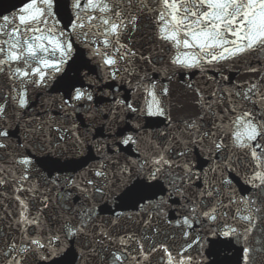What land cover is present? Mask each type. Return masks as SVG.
Here are the masks:
<instances>
[{"label":"snow or ice","instance_id":"6c2138e0","mask_svg":"<svg viewBox=\"0 0 264 264\" xmlns=\"http://www.w3.org/2000/svg\"><path fill=\"white\" fill-rule=\"evenodd\" d=\"M137 31L149 51L133 46ZM233 70L246 78L229 82ZM151 72L169 83L181 75L191 108L174 103L169 83ZM197 73L212 86H199ZM122 85L131 95L122 93ZM53 86L60 115L46 114L30 131L55 127L58 141L31 146L47 153L39 161L45 184L73 189L61 200L79 193L89 203L76 209L78 219L42 235V209L32 214L26 199L16 196L19 236L0 234V264H28L30 258L82 264L91 256L99 264H152L158 252L159 264H204L190 250L201 252L206 236L216 238L217 250L230 251L234 240L243 245L227 264H257L264 257V0H23L15 11L0 13V150L12 161L0 164V188L13 183L16 192L38 193L30 179L37 162L31 154H12L11 129L29 109L31 93L47 94ZM81 112L93 126L103 121L101 135L106 131L104 139L111 141L97 142L101 158L88 169L76 159L89 142L76 132L74 117ZM160 120L165 126L153 128ZM122 123L131 130L114 131ZM198 154L209 161L207 168L197 167ZM41 200L47 208L48 197ZM106 200L137 210V221L151 226V234L127 231L122 221L134 216L123 210L113 209L103 220L97 203ZM232 205L229 223L222 209ZM153 213L180 229L185 243L178 251L166 242L175 236L162 232ZM72 244L80 251L70 250Z\"/></svg>","mask_w":264,"mask_h":264},{"label":"water","instance_id":"95a60500","mask_svg":"<svg viewBox=\"0 0 264 264\" xmlns=\"http://www.w3.org/2000/svg\"><path fill=\"white\" fill-rule=\"evenodd\" d=\"M23 3V0H0V13L8 14L11 11H15V8H18ZM15 6V7H14ZM133 36V46L139 49L141 52L149 51V43L144 38V33L141 31H137L136 33L132 34ZM136 63L143 67L144 62L137 60ZM92 67H95L92 65ZM159 67V65H157ZM150 71V67H149ZM153 78L161 80L162 83H169L166 78L160 76L157 72L150 73ZM213 73H210V75ZM236 78L239 81H243L246 77L245 75H237L235 70L232 71L230 74V81L232 82V78ZM183 77L181 75H177V77L169 83V88L171 93L173 94V102H183L186 109L191 108V97L186 93L184 85L181 83ZM193 79L197 81L198 85L203 88H210L212 86V81L206 80L204 77L200 76L198 73L193 76ZM115 83V82H111ZM121 91L125 95H131V90L127 88V85L121 86ZM32 100L29 109L25 110V115L22 117L21 120L16 121L13 124L11 129L12 132V141L11 145L12 148L10 151L13 155L17 152L19 153H26L31 154L34 159L36 160V170L32 172L30 179H33L38 186V193L33 195V193L28 191H20L16 192L13 183H9L4 185L0 188V234L3 235L5 238H12L14 235L19 236L17 231L16 225L13 223V219L18 216L19 211V202L15 199L16 196H20L21 198L26 199L29 207V211L32 214H35L38 209H42L41 220L44 224V228L42 229V235L47 233L49 229L55 230L57 229L60 224H62L65 220H75L78 219L76 216V209L79 207L80 204H88L89 201L85 199L79 193L74 194L71 199L61 200V194L65 193L66 191H73V189H65L63 187L57 189L56 187L52 186L51 184H45V181L42 179L40 172L42 171L39 165V161L45 159L47 153L41 155L40 153L36 152L31 144L32 143H48L51 141L52 143H56L58 141V133L55 131V127L52 128H39L37 131L32 132L30 128L36 126L41 120H46V114H52L59 116L60 110L58 108L59 104V93L56 91L55 86L49 89L47 94H44L40 91H36L31 93ZM177 113L173 111V116L175 117ZM74 119L77 122V129L76 132L79 133L81 136L88 137V144L86 145V150L83 154L78 155L76 159L85 161L83 167L88 169L90 165H95L96 162L101 158L96 153L95 145L97 142L101 143H111V141H105L104 136H107V132L105 131L103 135H101V126L104 123L101 121L100 123H96L94 126L90 122L87 115L83 112L79 113ZM99 120V117H96ZM65 127L71 128V121L63 122ZM165 126V122L160 120L158 124H154L153 128L160 127L163 128ZM123 130H131V124H121L120 129L114 131H123ZM152 130V129H150ZM71 135V131L68 133ZM25 145L24 147H20V145ZM59 144L64 145L66 149H71L72 144L69 141H59ZM144 146H142L143 148ZM111 154V153H109ZM127 155V153H126ZM19 157L17 156V159ZM67 158L71 159V153L67 154ZM132 158H136L133 156ZM197 167H205L209 166V161L205 158V156L197 155ZM123 162V160H121ZM12 163L10 156L7 153H4L3 150H0V164H4L6 167ZM19 168L16 169V174L19 175ZM178 171V170H177ZM91 173L88 172L86 175H90ZM47 175V173H44ZM71 175H76V173H71ZM235 176V173H232ZM83 179V177H80ZM116 179V177H113ZM211 179V175L209 176ZM136 182V178L133 177L132 180L129 182V185L134 184ZM166 184V181H163ZM197 184L200 181L196 182ZM219 186V185H218ZM234 187L238 190L242 189V185L237 181L234 183ZM229 191L225 190L224 195L222 196V200L225 204H227ZM46 196L48 197V207L43 208L41 197ZM98 199V198H97ZM97 208L99 210L100 216L103 220L107 221L111 219V211L115 210H123L129 213H132L134 216L133 220H126L122 221L124 227L127 231H135L137 233H143L148 231L151 234V226L148 229H145L143 225V220L140 219L137 221L136 211L133 208H120L118 206L113 205L111 201H102L97 203ZM222 211L228 212V217L225 218L228 220L229 223H233L231 220L232 215L235 212V205H232L228 208L222 209ZM140 217L144 216L143 212L139 213ZM174 216L173 212H169V218ZM153 219L156 224L161 228L162 232L172 233L175 238L169 239L166 242L170 246V248L175 252L180 249L182 245H184L185 241L180 236V229L176 228L171 225L164 224L158 217L155 216L153 213ZM224 223V219L220 220V224ZM11 224V227H10ZM31 228L29 232H31ZM205 229L199 228L198 233L201 236H204ZM87 239H92V237H88ZM160 239H163V236H160ZM206 243L204 248L201 252H196L195 250H190L192 255L195 257H203L204 264H227L228 261H234L237 255L240 252L242 244L238 243L237 241H233L232 247L230 251L225 250H217L213 248L212 241L215 240V237L206 236L204 237ZM2 242V241H0ZM99 247V246H97ZM112 246H109L111 250ZM75 248L77 252L80 251L79 245L72 244L70 250ZM211 252V254H209ZM107 255V252L104 253ZM160 253H155L153 257H151L152 264H159L157 261V257ZM28 264H37L36 260L29 259ZM82 264H99V258L95 256H91L87 259L86 262H82ZM257 264H264V257L258 259Z\"/></svg>","mask_w":264,"mask_h":264}]
</instances>
